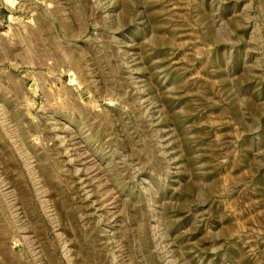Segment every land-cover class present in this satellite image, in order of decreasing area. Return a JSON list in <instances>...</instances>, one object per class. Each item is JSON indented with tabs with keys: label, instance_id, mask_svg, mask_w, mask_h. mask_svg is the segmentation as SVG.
Wrapping results in <instances>:
<instances>
[{
	"label": "rangeland",
	"instance_id": "rangeland-1",
	"mask_svg": "<svg viewBox=\"0 0 264 264\" xmlns=\"http://www.w3.org/2000/svg\"><path fill=\"white\" fill-rule=\"evenodd\" d=\"M0 264H264V0H0Z\"/></svg>",
	"mask_w": 264,
	"mask_h": 264
}]
</instances>
